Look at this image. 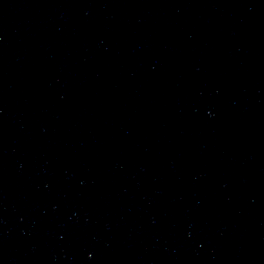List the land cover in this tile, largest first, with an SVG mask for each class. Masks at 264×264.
Returning <instances> with one entry per match:
<instances>
[{"label":"water","instance_id":"95a60500","mask_svg":"<svg viewBox=\"0 0 264 264\" xmlns=\"http://www.w3.org/2000/svg\"><path fill=\"white\" fill-rule=\"evenodd\" d=\"M0 264H264V0H0Z\"/></svg>","mask_w":264,"mask_h":264}]
</instances>
